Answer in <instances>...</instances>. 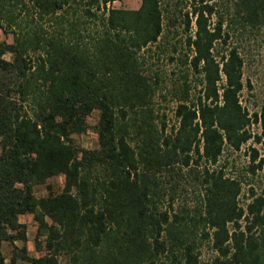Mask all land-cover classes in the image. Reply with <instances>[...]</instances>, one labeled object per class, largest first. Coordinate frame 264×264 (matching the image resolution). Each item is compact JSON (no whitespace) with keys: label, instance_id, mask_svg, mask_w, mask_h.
Segmentation results:
<instances>
[{"label":"trees","instance_id":"trees-1","mask_svg":"<svg viewBox=\"0 0 264 264\" xmlns=\"http://www.w3.org/2000/svg\"><path fill=\"white\" fill-rule=\"evenodd\" d=\"M115 1L0 0V244L12 247L0 264H264V196L242 206L243 182L221 162L260 139L229 39L264 28V0H188L182 56L163 48L165 17L177 19L164 0ZM168 79L169 131L154 107ZM90 130L95 148L77 140ZM61 175V191L36 194ZM186 183L192 206L178 201ZM205 240L216 255L202 261Z\"/></svg>","mask_w":264,"mask_h":264},{"label":"rangeland","instance_id":"rangeland-1","mask_svg":"<svg viewBox=\"0 0 264 264\" xmlns=\"http://www.w3.org/2000/svg\"><path fill=\"white\" fill-rule=\"evenodd\" d=\"M165 5L169 9V15L174 11L176 20L174 23L165 17V32L167 38L163 48L171 47L174 45L178 47L179 55L182 56L183 46L186 44V38L188 35L187 25L185 18L181 10L185 11L188 6V0H164ZM223 4V10L225 6H229L230 0H221ZM141 5V0H123L115 1L112 6L116 8L124 9H136ZM194 30V22L192 23ZM243 33L241 35L240 33ZM190 32V31H189ZM192 32V31H191ZM194 33V32H193ZM240 36V37H239ZM6 35L2 29H0V39L5 38ZM230 42H236L245 57L244 68V82L245 88L242 92V104L251 112H257L259 121L253 125L254 132L259 136L256 140H252L245 144L240 150L227 149L224 152L221 162L227 164V171L230 175L238 176L243 182V189L240 195V204L245 206L250 200L249 196L253 190L257 195L264 196V28L254 32L236 30V35H233ZM229 42V44H230ZM157 60V55H155ZM158 67L162 68L167 73L176 71L178 73V67L176 65H169L166 57L161 55L158 61ZM174 78V74L168 75ZM168 87L160 90V93L155 98V111L159 116V122L165 121L167 130H171L178 125V118L176 116L175 108L176 101L173 93L170 91V80L168 79ZM98 112L95 111L89 118V121L94 125L97 121ZM78 142L85 148H95L98 146V135L94 130H90L88 133L81 136H77ZM256 148V157L254 158V151L252 148ZM255 166V172L252 171V167ZM64 176H56L50 178L45 184L38 185L35 190L38 196L48 195L50 191L59 192L64 186ZM187 184V183H186ZM180 190L178 201H188L189 204L194 205L197 202L198 192L191 185L187 184L186 187H182ZM22 220L27 223V234L29 238L28 247L32 254L39 255L35 250V234L37 231L36 222L32 215H26L22 217ZM1 250L4 254L9 256L12 251V247L3 242L0 244ZM216 255L210 242L205 240L202 246L201 260H211Z\"/></svg>","mask_w":264,"mask_h":264}]
</instances>
